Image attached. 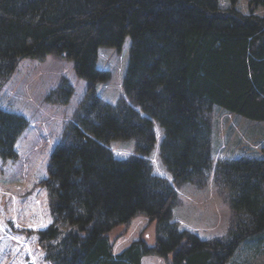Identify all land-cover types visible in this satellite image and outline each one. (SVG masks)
<instances>
[{"label":"trees","instance_id":"obj_1","mask_svg":"<svg viewBox=\"0 0 264 264\" xmlns=\"http://www.w3.org/2000/svg\"><path fill=\"white\" fill-rule=\"evenodd\" d=\"M0 0V84L23 57L73 60L88 89L77 116L53 150L44 184L52 222L38 232L53 264H228L240 244L264 230V149L258 157L220 160L216 181L233 212L226 237L202 240L173 221L175 187L154 173L147 155L164 128L161 156L175 182H193L213 166L211 119L217 104L264 120V0ZM131 38L125 99L112 104L95 90L109 77L96 66L101 46ZM68 80L54 91L64 103ZM24 115L0 107V156H17ZM134 138L138 154L116 157L114 139ZM144 214L154 243L140 236L121 252L114 240Z\"/></svg>","mask_w":264,"mask_h":264},{"label":"rangeland","instance_id":"obj_2","mask_svg":"<svg viewBox=\"0 0 264 264\" xmlns=\"http://www.w3.org/2000/svg\"><path fill=\"white\" fill-rule=\"evenodd\" d=\"M230 6L231 0H219ZM237 7L249 12V0H239ZM264 14V7L256 9ZM131 38L126 36L120 47L101 46L96 66L109 77L95 85L96 94L116 104L122 98L132 102L124 90V78L130 59ZM68 80L73 94L68 102L54 91ZM88 82L78 76L74 62L49 54L44 58L23 57L11 77L0 84V107L22 114L27 126L16 141L17 156L4 160L0 156V264H53L45 259L38 232L52 222L44 180L48 176L50 157L63 140L66 128L75 121ZM134 104V103H133ZM135 105V104H134ZM137 109L141 110L138 105ZM211 119V152L213 166L206 176L193 182H175L161 156L165 131L154 119L156 142L147 155L156 174L173 183L177 200L173 205V221L180 229L195 233L202 240L226 237L233 212L229 190L216 181L220 160L261 156L264 149V120L213 105ZM118 158L138 154L134 138L114 139L109 143ZM155 224L144 214L136 215L125 233L114 240V251L121 252L140 236L154 243ZM143 264H169L158 255L143 257ZM228 264H264V230L244 240Z\"/></svg>","mask_w":264,"mask_h":264}]
</instances>
